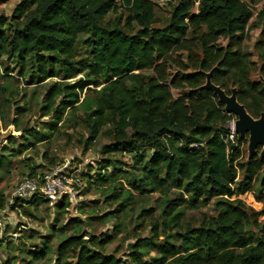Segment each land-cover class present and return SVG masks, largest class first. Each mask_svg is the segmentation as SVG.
Segmentation results:
<instances>
[{
    "label": "trees",
    "instance_id": "obj_1",
    "mask_svg": "<svg viewBox=\"0 0 264 264\" xmlns=\"http://www.w3.org/2000/svg\"><path fill=\"white\" fill-rule=\"evenodd\" d=\"M119 6L128 10L125 23L120 19L113 27L103 25ZM155 7L154 0H21L13 21L0 18V60L5 54L18 58L21 69L30 71L32 83L57 77L61 70L67 79L86 72L83 81L51 83L42 103L43 114L53 112L60 120L63 111L80 101L85 88L96 90L95 96L87 94L82 102L89 142L109 126L106 132L112 142L105 152L126 150L139 155L145 145L154 149L149 157L144 151L136 157L138 173L133 185L142 192L168 195L162 212L164 228L155 220L152 236L139 237L133 251L136 261L143 262L146 254L156 250L159 255L151 264H264V222L259 221L264 211L248 209L240 198L259 182L258 198L264 202L263 147L259 145L257 154L241 161L242 142L228 139L230 130L225 127L235 115L226 112L213 90L201 88L206 73L212 71L213 82L228 93L235 87L239 101L254 117L264 115V82L250 77L253 62L242 48L253 16L251 5L246 0H181L170 24L163 28L152 27ZM134 23L140 26L136 32ZM85 33L93 38L90 58L77 60L78 37ZM190 33L198 37L200 56L193 51L196 40L189 44ZM221 37L228 39L226 45L220 43ZM180 49H188L190 65L169 80L165 66ZM188 66L195 71L186 72ZM148 70L153 73L143 72ZM184 84L190 89L175 97L173 87ZM111 165L109 159L104 168ZM240 170L244 177L238 181ZM99 176L106 179L108 175ZM170 188L182 193L172 198ZM123 191L125 198L114 214L132 204V190L123 187ZM209 199H217L218 213L205 217L196 228L175 233L181 238L175 241L171 231L182 226L184 206L196 207V202ZM39 201L45 199L34 195L27 202ZM68 202L64 196L56 205L64 209ZM7 205L0 192V209ZM162 234L165 237L160 238ZM84 236L74 234L63 240L58 258H76V264H122L116 254L93 249ZM109 241L106 236L98 243ZM47 253L45 244L35 257L44 258Z\"/></svg>",
    "mask_w": 264,
    "mask_h": 264
},
{
    "label": "rangeland",
    "instance_id": "obj_2",
    "mask_svg": "<svg viewBox=\"0 0 264 264\" xmlns=\"http://www.w3.org/2000/svg\"><path fill=\"white\" fill-rule=\"evenodd\" d=\"M20 1L0 0V18L13 21L15 7ZM154 1L156 15L152 27H166L170 24L173 9L181 0ZM246 1L251 5L253 16L248 23V36L244 39L242 48L253 62L250 77L264 82V0ZM198 4L197 2L194 8L195 12H198ZM127 15L126 7L119 6L117 10L111 11L102 23L113 27L121 19L123 25ZM134 27V32L140 28L137 23H134ZM188 37L192 39L189 44L193 39L196 40L197 46L193 51L200 56L198 37H194L192 33ZM78 39L76 59L88 60L93 38L85 33L80 34ZM219 41L226 45L228 39L221 37ZM172 55V61L165 66L169 80L182 70L184 65H190L188 49L176 50ZM185 71L195 70L188 66ZM143 72L153 73L152 70ZM64 77L65 72L61 70L57 77L32 83L30 71L21 69L18 58L8 54L1 57L0 192L5 194L9 204L6 208L9 222L7 232L17 230L20 223H24L26 228L19 232L16 239L9 240L12 241L9 245L3 242L0 248V264H76V258L59 259L58 246L69 236L82 233H86L84 239H89L88 244L93 249L116 254L121 258L122 264H151L153 257L159 255L157 251L151 250L142 258L143 262H138L133 254L136 249L134 245L139 237L152 236L153 221L159 220L161 227L164 228L165 218L162 212L168 195L163 191L142 192L141 189H136L133 183L134 176L138 173L135 167L136 157H140L142 151L149 157L154 153V149L145 145L139 155L126 150L105 152L106 145L112 142V138L106 132L109 126H105L92 143L89 142L90 127L82 102L87 94L95 96L96 90L87 91L89 88H85L80 101L63 111L60 120L53 112L43 114L42 103L51 83L54 81L75 83L80 79L82 81L87 79L86 72H79L74 78ZM88 87L97 90L101 88L94 85ZM233 88L235 87L231 86V90ZM189 89L187 84L182 88L173 87V95L178 97ZM236 120L235 115V119L225 127L230 132L234 131L236 141L242 142L241 161L246 162L249 159L250 135L240 136L235 129ZM109 159L113 161V165L104 168ZM55 172L58 175H65L69 185L76 192L71 200L67 196L70 200L67 208L62 209L48 200L39 201L37 204L29 203L27 202L29 199L16 201L18 206L24 204L19 207L20 210L11 207L16 200L15 189L25 176L30 175L29 177L36 179L41 185L45 175ZM82 172L85 176H82ZM100 173L108 175L107 178L99 176ZM243 177L244 171L240 170L237 180L240 181ZM91 179H94L93 182ZM123 187L132 190V204L126 210L114 214L125 198ZM258 188L259 182H256L254 190L240 195V198L248 209L262 212L264 202L258 198ZM179 193H182V190L170 188L169 196L174 198ZM184 195L188 196L185 192ZM216 203L217 199H209L196 202V207L185 205L182 226L171 231L175 241H181L180 235L175 233L196 228L205 217L216 215L218 213ZM146 209L152 211L149 214L144 213ZM106 213L113 214L101 218ZM259 221L264 222V214L259 217ZM252 228L257 230L255 225ZM106 236L110 237V241L106 245H100L98 242ZM163 237L164 234L160 238ZM45 244L48 245L47 255L44 258H36V252H42Z\"/></svg>",
    "mask_w": 264,
    "mask_h": 264
},
{
    "label": "built area",
    "instance_id": "obj_3",
    "mask_svg": "<svg viewBox=\"0 0 264 264\" xmlns=\"http://www.w3.org/2000/svg\"><path fill=\"white\" fill-rule=\"evenodd\" d=\"M234 137V131H231L228 139L234 140ZM34 194L54 204L59 202L64 196H69L71 200L72 196H75L76 192L73 187L69 185L65 175H58V173L55 172L45 175L41 185H39L36 179L25 176L15 189V196L17 200L20 199L24 201L30 199ZM17 200H15V203L17 204L16 207L20 210L18 203L16 202ZM6 208L7 206L0 209V248L3 242L16 239L19 236V232L26 228L24 223H20L17 230L7 232L9 222L7 221ZM20 214L22 215L21 212Z\"/></svg>",
    "mask_w": 264,
    "mask_h": 264
},
{
    "label": "water",
    "instance_id": "obj_4",
    "mask_svg": "<svg viewBox=\"0 0 264 264\" xmlns=\"http://www.w3.org/2000/svg\"><path fill=\"white\" fill-rule=\"evenodd\" d=\"M206 83L201 88L213 90L219 97V100L225 105L226 112L237 116L235 129L241 137L247 134L249 137V158L253 157L259 145L263 149L261 157H264V115L254 117L247 109L246 105L241 103L237 97V90L233 88L230 93L221 85L212 80V71L206 73Z\"/></svg>",
    "mask_w": 264,
    "mask_h": 264
}]
</instances>
